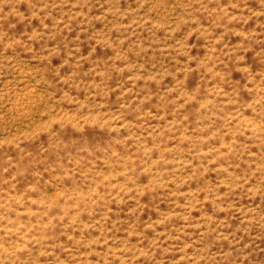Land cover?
Returning a JSON list of instances; mask_svg holds the SVG:
<instances>
[{"label":"rangeland","instance_id":"obj_1","mask_svg":"<svg viewBox=\"0 0 264 264\" xmlns=\"http://www.w3.org/2000/svg\"><path fill=\"white\" fill-rule=\"evenodd\" d=\"M0 264H264V0H0Z\"/></svg>","mask_w":264,"mask_h":264}]
</instances>
